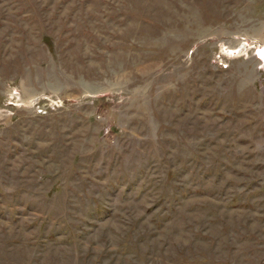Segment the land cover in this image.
<instances>
[{"label":"rangeland","instance_id":"obj_1","mask_svg":"<svg viewBox=\"0 0 264 264\" xmlns=\"http://www.w3.org/2000/svg\"><path fill=\"white\" fill-rule=\"evenodd\" d=\"M264 0H0V264H264Z\"/></svg>","mask_w":264,"mask_h":264},{"label":"snow or ice","instance_id":"obj_2","mask_svg":"<svg viewBox=\"0 0 264 264\" xmlns=\"http://www.w3.org/2000/svg\"><path fill=\"white\" fill-rule=\"evenodd\" d=\"M261 54L264 55V50H261Z\"/></svg>","mask_w":264,"mask_h":264}]
</instances>
